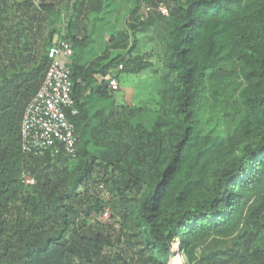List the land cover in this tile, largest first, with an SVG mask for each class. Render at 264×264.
I'll return each mask as SVG.
<instances>
[{"label": "trees", "instance_id": "trees-1", "mask_svg": "<svg viewBox=\"0 0 264 264\" xmlns=\"http://www.w3.org/2000/svg\"><path fill=\"white\" fill-rule=\"evenodd\" d=\"M129 1L121 41L82 62L106 0H0V264H264V0ZM151 30L163 49L137 52ZM61 38L74 51V159L22 149ZM155 64L149 120L147 106L112 99L109 80ZM210 106L226 131L205 130Z\"/></svg>", "mask_w": 264, "mask_h": 264}, {"label": "built area", "instance_id": "built-area-1", "mask_svg": "<svg viewBox=\"0 0 264 264\" xmlns=\"http://www.w3.org/2000/svg\"><path fill=\"white\" fill-rule=\"evenodd\" d=\"M153 6L142 2L139 7L141 20L148 18ZM158 10L169 15L167 6L160 5ZM73 47L66 39H57L48 49L50 60L42 86L26 107L22 123V149L25 153L44 155L47 151H65L71 158L78 155L75 123L71 117L79 113L72 95L74 82L71 77L69 62L73 56ZM123 65L120 64L119 69ZM109 87L117 90L120 82L117 77L109 80ZM24 181L35 183L29 174H24ZM110 208H106L102 218H108Z\"/></svg>", "mask_w": 264, "mask_h": 264}, {"label": "rangeland", "instance_id": "rangeland-1", "mask_svg": "<svg viewBox=\"0 0 264 264\" xmlns=\"http://www.w3.org/2000/svg\"><path fill=\"white\" fill-rule=\"evenodd\" d=\"M132 6L129 0H106L104 12L94 14L89 25L91 40L84 48L82 58L95 57L96 52L100 54L106 48L112 35H115L116 42L121 41L122 32L128 27L129 9ZM100 17V18H99ZM125 33V32H124ZM154 32L140 33V41L136 49L137 52H145L151 48L163 49V41L160 37L153 38ZM153 44H149L152 43ZM86 50V51H85ZM88 58V59H89ZM120 87L114 90L112 99L117 102L130 103L134 105H145L151 111L149 120L155 116V109L160 101V89L162 88L163 76L158 70V64L149 69H144L139 73L121 72L119 77ZM230 102H234L237 91H232ZM222 113L217 107L210 106L204 115L205 130L215 126L217 131H226L227 124L225 118H219ZM111 211V210H110ZM111 212L108 218H101L110 221ZM172 264H181L182 257H175Z\"/></svg>", "mask_w": 264, "mask_h": 264}, {"label": "crops", "instance_id": "crops-1", "mask_svg": "<svg viewBox=\"0 0 264 264\" xmlns=\"http://www.w3.org/2000/svg\"><path fill=\"white\" fill-rule=\"evenodd\" d=\"M154 39H155V38H154ZM149 44H153V40H152V43H149ZM83 51H84V50H83ZM85 51H86V50H85ZM95 55H98L97 52H96ZM88 58H89V57H87L86 59H85V58H81V59H82L81 61L84 62V61H86Z\"/></svg>", "mask_w": 264, "mask_h": 264}]
</instances>
